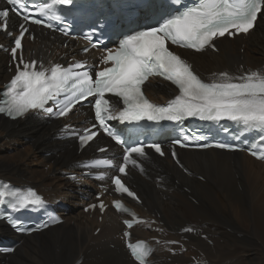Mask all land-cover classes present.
<instances>
[{
    "label": "bare ground",
    "instance_id": "obj_1",
    "mask_svg": "<svg viewBox=\"0 0 264 264\" xmlns=\"http://www.w3.org/2000/svg\"><path fill=\"white\" fill-rule=\"evenodd\" d=\"M30 30L35 38L29 41L25 37L23 57L43 67L68 58L89 62L102 58L99 49L80 55L76 50L85 44L68 40L67 49H63L62 38L45 34L42 28L31 26ZM7 42L0 33V45ZM215 43L218 52L181 51L198 75L219 80L225 72L231 77L264 73V20L258 19L246 35L233 41L222 37ZM7 62L8 56L0 50V91L10 76ZM144 91L157 104L176 94L159 79H149ZM78 109L84 111L85 106ZM87 117L80 112L59 121L35 113L14 122L0 117V180L20 190L35 188L63 218L60 225L27 237L13 234L0 222V236L20 243L12 255L0 256V264H137L125 247L121 219L126 216L109 208L99 222L96 213L82 212L87 203L81 197L98 194L99 186L107 188L101 200L109 203L116 197L111 195L108 179L92 181L82 175L79 165L99 145L109 146L107 154L118 157L117 161L122 156L120 148L102 135L77 153L75 143L58 134L66 124L81 127ZM24 140L29 145L25 146ZM147 154L131 157L124 178L142 199V206L135 209L148 219L131 230L129 239L150 244L147 264H264V163L243 152L212 149L178 150L179 163L167 152L164 159ZM97 228L100 230L94 236ZM202 235L213 245L201 239ZM182 248H187V253H182Z\"/></svg>",
    "mask_w": 264,
    "mask_h": 264
},
{
    "label": "snow or ice",
    "instance_id": "obj_2",
    "mask_svg": "<svg viewBox=\"0 0 264 264\" xmlns=\"http://www.w3.org/2000/svg\"><path fill=\"white\" fill-rule=\"evenodd\" d=\"M6 2L8 5H19L24 9V11L0 9V30L12 35L8 31L10 12L14 11L15 15L26 22L40 25L43 24V20L36 18L38 15H50L51 19L59 20L60 16L55 15V9L61 5L73 4L74 0H51L36 5V13L27 10L25 0H6ZM158 6L160 19L163 22L158 26L128 35L120 41L115 51H107L103 63L111 66L96 72L95 79L87 70H74L84 69L83 63H75L68 68L55 64L45 69L42 65L38 67L35 60L26 62L22 54V39L29 29L21 23L19 35L14 37V47L11 48L13 59L18 60L17 71L7 86L4 94L6 99L3 106H0V113H6L13 119L23 117L35 110L65 116L72 110V100L61 106L58 98L68 90L75 100L96 97L94 110L99 127L117 143L124 141L109 128L107 120L118 119L127 123L144 120L183 123L190 117L216 122L229 120L244 129L256 131L264 141V73L252 71L240 77H231L225 72L220 73L219 80L204 82L186 60L168 47L171 43L197 52L206 48L215 50L213 43L215 39L226 35L247 34L255 27L258 18L264 14V0H195L191 6L183 3V0H159ZM47 26L51 27V24ZM152 76L162 77L178 89V95L167 105L153 104L144 96L142 86ZM108 94L122 101L123 107L118 112L113 113L110 110L111 105L105 99ZM49 101L56 104L55 109L45 107ZM96 127L97 125H93L92 128L78 134L81 145H86L94 139L97 133L93 129ZM184 139L187 140L188 137L185 136ZM176 143L181 147L186 146L181 141ZM215 146L231 147L226 144ZM148 147L164 155L159 144ZM144 148L143 145L129 147L123 157L124 163L118 167V172L126 175L128 161L133 154L144 156ZM251 154L257 159L264 160V152L252 151ZM172 155L175 157L176 153L173 152ZM103 163L112 165L111 160ZM112 184L115 185L116 192L126 193L128 197L139 199L122 182L119 175L112 177ZM0 197L12 198L15 201L13 207L19 209L42 208L45 204L43 198L35 191L31 189L25 192L15 191L7 184L0 185ZM115 207L123 212L129 211L120 201L115 202ZM100 209L104 210L103 203L100 204ZM55 222L57 221L53 218V223ZM125 223L128 228L133 226L129 221ZM12 227L20 230L15 223ZM186 230L192 231V229ZM128 247L139 264H146V257L150 251L143 246V242L136 245L129 244Z\"/></svg>",
    "mask_w": 264,
    "mask_h": 264
},
{
    "label": "rangeland",
    "instance_id": "obj_3",
    "mask_svg": "<svg viewBox=\"0 0 264 264\" xmlns=\"http://www.w3.org/2000/svg\"><path fill=\"white\" fill-rule=\"evenodd\" d=\"M264 16V15H263ZM261 19H263L262 17L260 18V20ZM262 23V22H261ZM61 47H62V44H61ZM24 145L25 146H27V145H29V143H28V141L27 140H24ZM16 146H17V144H16ZM19 147V149L18 150H23V146H18ZM7 153H9V154H11V152L10 151H7ZM49 156V155H48ZM49 169V166L48 165H46V167H45V170L47 171ZM70 178H72V177H70ZM228 221H229V219H228ZM83 225H84V222L82 223ZM158 229H156L155 231L156 232H162L161 230H158ZM94 235V234H93ZM202 238H204L203 240H205V241H207V243H208V245H210V246H212L213 244H212V242H210L208 239H206V237L205 236H202ZM201 238V239H202ZM153 241H156L155 243L156 244H158V240H153ZM222 245V244H221ZM182 253H187V248H182L181 250H180ZM175 253V252H174ZM176 254V253H175ZM175 254H172V255H175ZM201 255V254H200ZM241 259H243V258H241Z\"/></svg>",
    "mask_w": 264,
    "mask_h": 264
}]
</instances>
